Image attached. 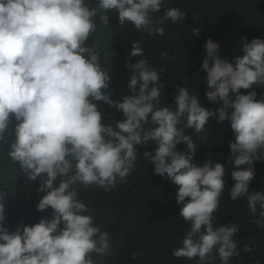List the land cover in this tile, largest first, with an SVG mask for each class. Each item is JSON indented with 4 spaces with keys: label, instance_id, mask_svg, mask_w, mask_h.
I'll return each mask as SVG.
<instances>
[{
    "label": "clouds",
    "instance_id": "1",
    "mask_svg": "<svg viewBox=\"0 0 264 264\" xmlns=\"http://www.w3.org/2000/svg\"><path fill=\"white\" fill-rule=\"evenodd\" d=\"M161 11L163 15L153 19ZM108 12H115L118 22H110ZM185 16L179 8L165 7V0H0V155H8L29 180L42 178L38 191L46 194L32 191L34 212L53 210L51 219L42 218L32 226L21 222L9 231L3 223L7 193L0 191V264H95L93 254L109 251V233L94 223L75 185L115 188L117 179L124 182L132 173L138 149L149 141L157 147L154 154L144 151L143 157L154 165L155 174H166L179 186L176 202L183 205L179 217L190 224L172 256L198 257L199 264H208L215 252L221 264H230V258L239 256L235 241L239 225L213 223L226 168L211 158L202 166L191 163L193 140L179 126L182 122L200 133L210 120L230 121L229 198L246 197L251 222L264 229V191L249 192L254 161L264 151V95L257 99L255 90L240 92L254 84L264 86V40L249 42L243 37V55L232 61L220 57L218 42L210 38L205 42L201 70L211 89L205 96L222 102L216 112L204 107L196 92L190 93L189 83L177 90L175 108L158 107L165 85L158 83V70L149 66L142 42L136 40L125 61L130 71L127 94L114 101L107 93L111 64L100 62L92 44L109 41L111 47L119 36L103 40L100 28L107 31L130 23L138 32L163 36L166 20L175 23ZM192 31L200 36V29ZM107 104L123 114L115 127L101 123H106ZM181 142L188 154L177 149ZM138 255L134 252L130 259Z\"/></svg>",
    "mask_w": 264,
    "mask_h": 264
},
{
    "label": "trees",
    "instance_id": "2",
    "mask_svg": "<svg viewBox=\"0 0 264 264\" xmlns=\"http://www.w3.org/2000/svg\"><path fill=\"white\" fill-rule=\"evenodd\" d=\"M165 7L179 8L186 16L184 20L175 23L166 20L163 36L138 32L130 23L124 26L118 24L120 28L114 26L107 31L99 29L103 40L119 36L114 39L111 47L108 46L109 41L97 40L92 44L100 54V62L111 64L107 71L111 76L107 93L114 101L127 94L130 71L125 61L130 55L132 41L136 40L142 42L149 66L158 70V83L165 85L158 107L175 108L177 90L189 83L190 93L196 92L203 106L216 112L222 107V102L208 101L205 96L211 89L204 79L206 73L201 70L206 56L204 44L209 38L218 42L220 57L232 61L243 55V37L249 42L253 38L264 40V0H165ZM107 15L110 22H118L115 12H108ZM162 15L163 11L154 13L153 19ZM197 28L200 29L199 37L194 36L192 31ZM162 52H167L168 57L162 58ZM140 58L133 57L132 60ZM253 90L257 93V99L264 95V86L257 84L250 89H240V92L248 94ZM230 96L234 98L235 94L230 93ZM103 112L106 114V123H101L105 126L115 127V121L124 118L121 111L108 104ZM15 123L13 120L12 128ZM179 126L186 135L192 136L194 157L191 163L202 166L211 158L213 164L219 162L226 168L225 189L220 198V206L213 214V223L216 227L229 222L239 225L240 231L235 237L239 256L230 258V264H264V229H258L251 222L246 197L237 201L229 198V189L233 184L230 175L233 165L227 163L231 155L228 143L232 140L230 121L210 120L200 133L185 127L184 122ZM12 136L14 140V130ZM156 147L154 141H149L147 147H140V155L132 173L124 182L117 179L115 188L105 190L93 185L83 189L82 185H75L76 190L81 188L77 190L78 199L86 204L94 223L102 232L109 233V251L100 256L93 254L95 264H199L198 257L188 260L172 256V251L181 246L180 242L189 231L190 224L179 217L183 206L176 202L179 186L167 178L166 174L163 177L155 174L154 165L143 157L146 150L154 154ZM177 149L181 153H189L184 142L178 144ZM257 155L259 160L254 161L255 176L249 183L250 193L253 189L264 191V151ZM60 180L61 177H57L54 184L58 186ZM41 182V177L29 180L8 155H0V191L7 193L3 201L6 217L3 223L9 231L20 227L21 222L32 226L42 218H52L53 210L50 207L37 213L32 207V191L37 195L46 194L38 191ZM19 189L26 192L22 195ZM36 203L34 196L33 204ZM245 247L253 248V251L246 252ZM134 252L139 255L132 260L130 257ZM208 264H221L218 254L214 252Z\"/></svg>",
    "mask_w": 264,
    "mask_h": 264
}]
</instances>
